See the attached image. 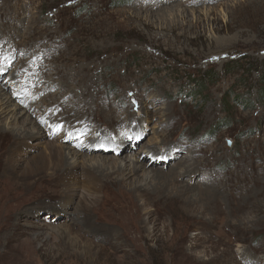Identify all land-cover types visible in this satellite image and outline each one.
I'll list each match as a JSON object with an SVG mask.
<instances>
[{"label":"rangeland","instance_id":"obj_1","mask_svg":"<svg viewBox=\"0 0 264 264\" xmlns=\"http://www.w3.org/2000/svg\"><path fill=\"white\" fill-rule=\"evenodd\" d=\"M167 1L0 0V88L26 113L21 121L66 120L63 106L76 112L91 90L94 106L122 111L120 132L100 145L109 155L120 154L117 140H137L135 155L164 151L167 174L181 168L174 162L203 160L192 181H177L188 189L149 180L170 196L138 200L134 212L102 193L77 227L52 185L10 187L26 213L12 233L0 230V264H264V0Z\"/></svg>","mask_w":264,"mask_h":264},{"label":"bare ground","instance_id":"obj_2","mask_svg":"<svg viewBox=\"0 0 264 264\" xmlns=\"http://www.w3.org/2000/svg\"><path fill=\"white\" fill-rule=\"evenodd\" d=\"M173 1L169 0L165 2V4H172ZM3 17H5V15ZM7 18L5 19L7 20ZM42 33H45L49 41L56 38V32L49 33V31L42 29ZM49 37L51 39H49ZM44 48L40 47L39 51L43 52V50H47ZM4 50V52L9 51L7 48ZM43 53L45 56H48L46 52ZM37 67L38 66H36V68ZM32 80L36 81L37 76L34 75L32 77ZM71 80L75 83V81H78L80 79L77 80L76 78H72ZM4 90L0 88L1 231L12 233L14 230L12 224V220L14 219V217H16V220L18 221V218L22 214L26 213L25 203L14 205V202L12 200L14 198H10V195L12 194V192H10V187L14 188V185L17 189L18 187H39L42 184L52 185L51 193L55 198H58L59 202H61L62 205L65 206V213L70 214L71 216V219L69 220L71 223L70 226L77 227V225L80 226L82 224H85L91 219H89V217H85V212L86 210H92L94 203L98 200L99 195L102 193H109L113 196L112 201L109 202L113 206L114 210L122 208V210L124 211L127 210L130 212H134L132 206H134L133 204L138 200L146 203L148 201V198H152L153 196L157 201L168 199V197H166L165 195H170L166 190L162 191L163 186L169 187L170 189L177 192H179V188L186 189V186H178L179 184H177V181L180 179L192 181L194 173H199L198 169H202L201 166L203 164H201V161L203 160L200 161L193 156L188 159L186 156L185 158H187V160L185 159V161H178L177 163L174 162L170 164L174 167L179 166L181 167L180 169L172 167L173 169L171 168L170 172L167 174L159 168L161 167L159 163L163 161V159H167L163 157L165 156L164 151L161 150L160 147L156 146L150 148L151 150L148 151L149 156L145 154L135 155L133 153V149L139 144L137 140L131 143L128 142L126 143V145L118 143L117 140L116 150L120 154L113 156L109 155L107 152H105V150L107 149L103 147V150L100 145L106 144L108 142V138H113L114 140L113 136H116L120 132L119 129L123 124L121 118L122 111L121 113L117 114L116 111L112 109L113 106L110 107V105L106 102H102L100 106L98 104H95L94 106V101L96 100L97 102V98L100 97L97 92H92L91 90H85L83 92L81 91L83 97H85L86 95H90L85 99L87 102H85L86 105L84 107H82V102L76 101L77 111L74 112V107L71 106L70 108L66 104V106H63L62 113L63 115H65L66 120H60L61 122L55 124L49 123L46 127H44L39 124L37 117L36 119L34 118V121L30 118V116L21 121L20 119L22 117H25L26 113L22 112V109L21 112L20 110H18L19 107L13 104L14 101L12 102L11 99H8V97H6ZM63 96L64 94H61L56 97V105L60 106V103L64 98ZM137 96H139V93H137ZM11 107H13L14 109H12ZM94 108L99 109L97 112H95ZM48 112L49 110L45 112L44 116L50 117L51 115L52 118L56 112V109H52L50 113ZM39 119H43V117H40L39 115ZM8 121H13L17 129L13 130L11 129L12 127L10 129L7 128L10 125V123L7 124ZM99 123L104 125L102 129H100ZM48 126L51 127V129H48ZM91 127L95 129L97 128L98 130L91 133ZM59 132H61V137H59L56 142H53L52 137ZM88 132H90L91 134H88ZM76 133L80 135L79 139L75 138ZM85 134H87L88 138L90 139L87 140V145H89L90 148H88V146H85L86 144H80L81 138ZM119 137H121V135ZM31 141L33 142V144H31ZM28 150L29 152H26ZM123 154L128 155H125V157H123L122 159L119 158V156ZM132 157L134 158L132 159ZM168 157L170 158L171 156ZM194 159H197L198 161ZM170 165L168 164V166ZM241 175L245 176V178H243V181L248 179V176L244 174L243 171H241ZM149 180V183H160L162 187L156 188L153 187L152 184H147V181ZM8 197L10 199L4 201V199H8ZM208 205H205L206 208H204V211L206 212H208L209 209ZM60 212L62 213L63 211ZM60 212H56V216H59ZM83 212L84 215L82 214ZM82 215L84 216V218L82 217ZM56 221L60 222V219H57ZM143 224L147 227V229H149V213H145ZM70 226L67 227V232L70 231Z\"/></svg>","mask_w":264,"mask_h":264}]
</instances>
